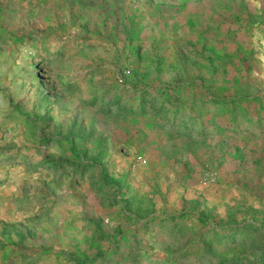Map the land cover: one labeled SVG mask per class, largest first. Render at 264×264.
<instances>
[{
	"label": "rangeland",
	"instance_id": "1",
	"mask_svg": "<svg viewBox=\"0 0 264 264\" xmlns=\"http://www.w3.org/2000/svg\"><path fill=\"white\" fill-rule=\"evenodd\" d=\"M0 264H264V0H0Z\"/></svg>",
	"mask_w": 264,
	"mask_h": 264
}]
</instances>
